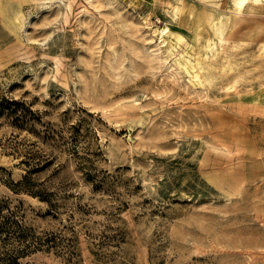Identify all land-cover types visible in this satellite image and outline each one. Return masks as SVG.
Segmentation results:
<instances>
[{
	"label": "rangeland",
	"instance_id": "rangeland-1",
	"mask_svg": "<svg viewBox=\"0 0 264 264\" xmlns=\"http://www.w3.org/2000/svg\"><path fill=\"white\" fill-rule=\"evenodd\" d=\"M181 1L171 17L175 0H6L12 28L0 9L3 214L74 251L19 264H264V54L230 89L234 72L195 84L174 61L188 22L229 10Z\"/></svg>",
	"mask_w": 264,
	"mask_h": 264
},
{
	"label": "bare ground",
	"instance_id": "bare-ground-1",
	"mask_svg": "<svg viewBox=\"0 0 264 264\" xmlns=\"http://www.w3.org/2000/svg\"><path fill=\"white\" fill-rule=\"evenodd\" d=\"M213 1V0H212ZM219 6H223L229 10V15L225 18L221 17L220 12L213 6L199 10L191 21L188 22L189 28L192 30V37L187 48H193L192 54L182 52L174 61L178 66L195 78L194 83L202 84L204 82L211 83L214 79L224 78L228 74L236 71L241 62H247L253 57L264 54V28H261V35L257 33L238 34L241 30L240 17L246 13L249 19H264V0H218ZM173 12L171 17L179 16L176 14L182 12L185 8L181 0H175L172 4ZM0 9L2 17L7 26L12 28L14 24L10 21L8 13V3L6 0H0ZM192 7H190V10ZM260 18V19H259ZM190 20V19H189ZM239 24V25H238ZM238 25V26H237ZM169 26L168 22L160 29V32H166ZM235 30V31H234ZM166 35L169 37V33ZM254 37L255 43L249 48L244 49V55L239 58H232L231 54L234 49H239L246 37ZM202 37L204 43L199 41ZM168 52H171L176 39H169ZM214 50L221 53L220 59L216 60ZM262 62V61H261ZM260 62V63H261ZM263 68V67H262ZM248 72V71H247ZM242 72L239 70L234 72L232 80L225 85V88H232L241 77ZM249 81V80H248Z\"/></svg>",
	"mask_w": 264,
	"mask_h": 264
},
{
	"label": "trees",
	"instance_id": "trees-1",
	"mask_svg": "<svg viewBox=\"0 0 264 264\" xmlns=\"http://www.w3.org/2000/svg\"><path fill=\"white\" fill-rule=\"evenodd\" d=\"M27 178V176H24V180L27 181ZM24 188L32 195L38 196L41 200H45L50 203L47 194L37 193V190L32 189L30 183H26ZM5 203V200L0 199V237H2V242H4L3 246H6L5 251H0V264H19L18 258L20 254H23L31 249H38L44 245L47 248L54 247L58 251L68 253L67 255L72 257L74 251L63 250L64 248L55 233H51L43 237L35 236L33 233L28 232L26 228H24L23 224L12 218V215H4L3 211ZM7 210L10 209L7 207ZM7 224H10L11 227ZM10 240H16L17 242H15L16 244L12 248H7V245L11 243Z\"/></svg>",
	"mask_w": 264,
	"mask_h": 264
}]
</instances>
